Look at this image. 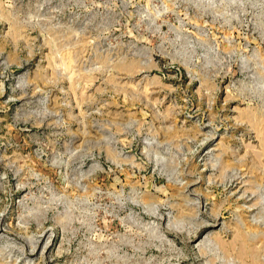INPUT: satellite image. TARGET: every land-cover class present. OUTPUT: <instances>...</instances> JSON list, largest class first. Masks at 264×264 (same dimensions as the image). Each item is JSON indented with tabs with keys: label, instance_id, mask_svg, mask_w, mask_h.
<instances>
[{
	"label": "rangeland",
	"instance_id": "rangeland-1",
	"mask_svg": "<svg viewBox=\"0 0 264 264\" xmlns=\"http://www.w3.org/2000/svg\"><path fill=\"white\" fill-rule=\"evenodd\" d=\"M0 264H264V0H0Z\"/></svg>",
	"mask_w": 264,
	"mask_h": 264
}]
</instances>
